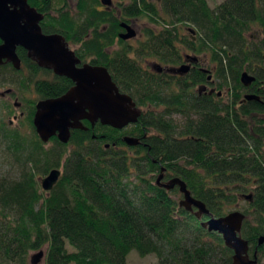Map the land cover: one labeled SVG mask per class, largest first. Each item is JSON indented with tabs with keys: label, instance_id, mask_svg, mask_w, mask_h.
Here are the masks:
<instances>
[{
	"label": "trees",
	"instance_id": "1",
	"mask_svg": "<svg viewBox=\"0 0 264 264\" xmlns=\"http://www.w3.org/2000/svg\"><path fill=\"white\" fill-rule=\"evenodd\" d=\"M29 1L46 14L42 31L60 34L82 62L105 67L120 92L132 97L140 116L125 132L101 124L91 129L85 121L86 131L72 130L67 144L52 138L53 148L45 149L33 126L35 104L62 96L73 83L50 78L52 72L32 63L21 48L20 70L9 63L0 66L19 78L0 80V85L15 84L20 92L33 85L38 97L27 111L30 140L17 130L0 128L19 168L16 179L0 178V264H27L29 254L43 248L44 264H126L132 251L155 255L157 264H233L234 251L208 222L230 213L227 207L247 195L251 184L248 204L256 225L249 222L248 210L242 212L240 236L250 253L257 248L261 257L264 0H226L215 9L206 0H159V9L150 0H128L116 11L101 0H78L77 17L63 8L53 13V0ZM142 19L151 26L134 51L119 38L121 24ZM179 26L192 28L182 34ZM254 26L261 29L257 40L246 37ZM115 46L108 54L106 49ZM183 51L210 58L218 80L213 94L194 89L213 86V77L209 82L201 69L180 77L156 72L157 66L181 62ZM131 52L136 59L128 56ZM148 58L157 61L151 65L156 71L143 69ZM244 72L255 77L249 89L240 82ZM40 75L45 77L36 79ZM224 89L227 103L219 98ZM245 93L259 101L241 103ZM174 115L185 118L182 125ZM124 135L140 143L128 146ZM71 145L74 149L64 154L61 149ZM61 167L57 184L43 191L41 178ZM174 180L184 182L205 213L198 216L196 207L188 211L180 206L184 196Z\"/></svg>",
	"mask_w": 264,
	"mask_h": 264
},
{
	"label": "water",
	"instance_id": "2",
	"mask_svg": "<svg viewBox=\"0 0 264 264\" xmlns=\"http://www.w3.org/2000/svg\"><path fill=\"white\" fill-rule=\"evenodd\" d=\"M101 3L106 7L112 6V0H101ZM40 20V14L27 8L26 0H0V66L7 61L15 70H20L21 61L16 52L20 47L41 67L52 69L56 75L66 77L74 84L61 97L36 103L33 126L41 141L47 143L52 137H56L62 144H67L71 130H87L83 121L89 122L91 128L99 123L116 130H123L135 124L140 111L131 96L120 92L108 70L90 64L78 67L80 60L74 51L69 49L64 38L59 34H43L39 26ZM121 27L125 32L120 33V39L128 41L136 37V31L131 25L122 23ZM190 58L196 60L191 56ZM157 67L158 70L161 69L160 66ZM188 71L187 65L176 69L178 74H186ZM254 81L255 78L247 72L241 74L240 82L244 87H249ZM11 91L8 90L6 94ZM244 99L259 101L256 95H246ZM123 142L128 146L140 143L139 139L133 137H124ZM60 176L59 169H52L40 180L42 190L50 192ZM162 177L161 174L158 184ZM172 184H178L184 196L180 206L188 211L196 207L198 216L206 212L204 204L191 197L184 182L174 180ZM243 198L251 200L252 196L244 195ZM244 219L243 213L234 211L221 218L211 219L208 226L211 230L223 234L227 245L235 253L233 264H256V259H249L248 241L240 236ZM263 243L262 236L258 239V245ZM45 257L46 251L39 250L30 256V264H42Z\"/></svg>",
	"mask_w": 264,
	"mask_h": 264
},
{
	"label": "rangeland",
	"instance_id": "3",
	"mask_svg": "<svg viewBox=\"0 0 264 264\" xmlns=\"http://www.w3.org/2000/svg\"><path fill=\"white\" fill-rule=\"evenodd\" d=\"M150 1L154 3L159 9L160 7L159 2H158L159 0H150ZM206 1L211 9H215L226 0H206ZM112 2H113V10L116 11L119 9L121 4L126 5L128 3V0H112ZM77 3H78V0H57L55 3V10H59L63 8L64 10L68 11L72 17H77V14H78V7H77L78 4ZM129 25H131L136 31V37L128 40L127 43L128 45L136 48L138 47L139 41H142L144 39L143 37L144 29L150 27L151 25L146 19L144 20L142 19L138 21L131 20L129 22ZM179 27L181 28L180 31L182 34H186V33L189 34L188 28H192V27H185V26H179ZM246 37L248 39L250 38V39L257 40L258 37H261V29L254 26L251 29V31H249L246 34ZM116 46H120V45H116ZM71 48L75 49V47H71ZM179 48L182 49L181 47ZM182 53L188 54L190 56H194L190 52L183 51ZM197 58L202 63V66L200 67L210 72L208 74L213 77L212 78L213 86L210 87V89L211 88L215 89V86L218 83V80L215 76L216 67L214 66V64L210 62V58L208 59L205 56H201V55L198 56ZM156 62H157L156 60L152 58L151 59L148 58L144 62H142L141 65L144 69L147 70L151 67V65H153ZM243 71H246V70L243 69ZM23 74L24 76H27L26 71H24ZM43 77L45 76L40 75L36 79H42ZM8 79L16 81L19 78H17V76L11 73L8 69L0 70V80L5 81ZM174 79H178V78H174ZM199 88L201 87L196 86V88L194 89L195 91L198 92ZM8 90H12V95L6 94ZM227 90L228 89H224L220 91L221 96L219 98L223 99V103H227L229 101ZM1 94H4V95H1ZM37 100H38V97L34 92L33 85H29V88L26 91L20 92V88L17 87L15 84L12 85L6 82L1 84L0 85V128H5V130L9 129L10 131L17 130L25 140H30L32 132H31L30 126L28 125V121L26 119L27 111H28L29 106L31 105L30 103L35 102ZM15 103H21L22 107L20 109H17L14 106ZM21 113H23L22 116L20 115ZM184 119L185 118L182 116H178V115L173 116L174 122L177 123L178 125H182L184 122ZM129 129L130 128H127L126 131H129ZM122 132H125V131L123 130ZM7 146H8L7 141L4 140L0 132V178H6L8 180H13V179H16L17 176L19 175V168L17 167L15 161L13 160V157L11 156V153L7 149ZM53 146H54L53 143H46L44 145L45 149H49V150L52 149ZM73 149L74 147L71 145L66 148H62L61 150L64 152V154L67 155ZM123 150H126V149L124 148ZM61 171H63V168H61ZM253 189H254V186L252 184L248 185V190L245 194L252 193ZM175 199L178 201L179 199H181V197L178 195L175 197ZM245 210L249 211V216H248L249 222L252 225H256L255 224L257 220L256 214L251 208H249L248 202L245 201L243 198L239 197L236 204L230 205L226 209L227 213L233 212V211H240L244 213ZM42 250L46 251V248H43ZM69 250L73 251L71 248H69ZM36 252L38 251H34L29 254L27 258V264H30V256ZM157 262L158 261L155 255H148L145 257H141L135 251L130 252V254L127 256V259H126V264H157ZM42 264H44V262ZM259 264H264V253L260 257Z\"/></svg>",
	"mask_w": 264,
	"mask_h": 264
},
{
	"label": "flooded vegetation",
	"instance_id": "4",
	"mask_svg": "<svg viewBox=\"0 0 264 264\" xmlns=\"http://www.w3.org/2000/svg\"><path fill=\"white\" fill-rule=\"evenodd\" d=\"M56 1L57 0H53V8H52V12L53 13H57V10H55V3H56ZM37 2H43V0H38ZM26 3H27V8H30V9H32V10H34L37 14H40L41 15V20L39 21V26H40V28H41V31H42V26H41V24H42V22H43V20H44V18H45V13H42L41 11H42V9L43 8H40V7H37L38 5H34V3L33 2H31V1H29V0H26ZM104 6V5H103ZM104 7H106V6H104ZM112 8H113V2H112V6H111ZM41 10V11H40ZM50 13V15H55V14H53V13ZM122 28V27H121ZM123 32H125V30L122 28V32L121 33H123ZM42 33L43 34H46V35H50V34H56V33H44L43 31H42ZM60 35V34H59ZM0 43H1V41H0ZM69 47V49L70 50H72V51H74V49L73 48H71L70 46H68ZM133 49H134V51L136 50V48L135 47H133V46H131ZM18 48H20V47H18ZM17 48V49H18ZM21 49H23V48H21ZM110 49H112V50H110ZM115 49H117V47L115 46V47H109L108 49H106V51H107V53L108 54H111L112 52H113V50H115ZM25 52H26V57H27V59H29L30 61H32V63H35V64H37V66L38 67H40V68H42V69H47V70H50L52 73H51V75H50V78L51 77H54V75H56L54 72H53V70L52 69H50V68H45V67H41L35 60H34V58H32V57H30L29 56V54H28V52L25 50V49H23ZM17 52V51H16ZM185 53V52H184ZM182 54L183 55V58H182V60H181V62H179L177 65H169V66H166V67H163L164 69H160V70H157L156 71V68H154V67H151V70H153V71H156L158 74H161V73H166V74H169V75H171V76H174V77H180V76H183V75H186L188 72H190V70H193V69H195V68H197V69H201L204 73H206L207 75H208V77H212L211 75H209L208 73H210V72H208V71H206V70H204L203 68H201L200 66H202V63L198 60V58L196 57V56H191V57H193V58H195L196 60H193L192 58H190V55H188V54ZM128 56L130 57V58H134V59H136V54H135V52H131L130 54H128ZM7 63H9V62H7V61H5L2 65H4V64H7ZM9 64H11V63H9ZM84 64H87V63H85V62H82L81 60H80V64L78 65V67H82ZM1 65V66H2ZM182 65H187V66H189V71L186 73V74H178V73H176V69H178L180 66H182ZM144 69V68H143ZM145 70V69H144ZM206 71V72H205ZM250 76H252V77H254L251 73H249V72H247ZM56 76H58V75H56ZM58 77H61V76H58ZM64 78H66V77H64ZM255 78V77H254ZM207 80L209 81V82H211V79L209 80L208 78H207ZM72 82V81H71ZM255 82V81H254ZM253 82V83H254ZM252 83V84H253ZM252 84L249 86V87H244V88H246V89H249V88H251V86H252ZM74 85V84H73ZM72 85V86H73ZM72 86L69 88V89H71L72 88ZM68 89V90H69ZM209 89V90H208ZM201 90L205 93V94H209V95H211V94H213L214 92H215V89H213V88H211L210 89V86L207 84V85H203L202 87H201ZM208 90V91H207ZM9 95H12V91L9 93ZM64 95V94H63ZM246 95H255V94H253V93H245V94H243V99H242V101H241V103H246V102H249V101H247V100H245L244 99V97L246 96ZM61 97V96H60ZM54 98H58V97H54ZM49 99H51V98H49ZM44 100H46V99H44ZM40 101V100H39ZM252 101H255V100H252ZM38 102V101H37ZM36 102V103H37ZM15 104H19L18 106H15ZM14 104V106L17 108V109H20L21 107H22V104L21 103H15ZM35 106H36V104H35ZM35 111H36V109H35ZM21 116L23 115V113H21L20 114ZM84 122L85 121H83L82 123H83V126H84ZM87 122V121H86ZM89 123V122H88ZM90 124V123H89ZM97 124H99V123H97ZM84 127H86V126H84ZM129 127V126H128ZM128 127H126L125 129H127ZM87 128V127H86ZM90 128H91V125H90ZM95 128V127H94ZM94 128H91V129H94ZM88 129V128H87ZM76 130H80V129H76ZM124 130V129H123ZM72 131V130H71ZM82 131H86V130H82ZM71 133V132H70ZM71 135V134H70ZM124 137H129V136H127V135H124V136H122V139H124ZM52 138H55V139H57L56 137H52ZM51 138V139H52ZM49 140L47 143H51V141L52 140ZM58 140V139H57ZM61 143V142H60ZM125 149H127V148H125ZM62 168V167H61ZM61 168H57V169H59L60 171H61ZM52 170V169H51ZM62 172L63 171H61V175H62ZM45 177V176H44ZM61 177V176H60ZM247 195H251L252 197H253V192L252 193H249V194H247ZM244 196V195H243ZM248 203H251L252 202V198H251V200H246ZM253 210V209H252ZM254 211V210H253ZM238 212H240V211H238ZM242 213V212H241ZM264 244V243H263ZM263 244H261V245H263ZM261 245H258L257 244V246H261ZM248 255H249V259L250 260H253V259H256V264H259V262H260V259H259V255H258V249L256 248L255 250H254V252L251 254L250 253V246H249V252H248Z\"/></svg>",
	"mask_w": 264,
	"mask_h": 264
}]
</instances>
